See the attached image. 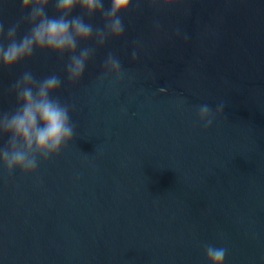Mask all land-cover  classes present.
I'll use <instances>...</instances> for the list:
<instances>
[{
  "label": "water",
  "instance_id": "water-1",
  "mask_svg": "<svg viewBox=\"0 0 264 264\" xmlns=\"http://www.w3.org/2000/svg\"><path fill=\"white\" fill-rule=\"evenodd\" d=\"M20 2L0 0L6 27ZM121 17L124 35L97 47L77 83L55 54L0 72L5 111L24 71L60 76L54 95L76 125L36 173L0 171V264H207L205 244L227 249L224 264H264V0H134ZM109 52L119 83L100 80ZM221 100L205 129L197 106Z\"/></svg>",
  "mask_w": 264,
  "mask_h": 264
},
{
  "label": "clouds",
  "instance_id": "clouds-1",
  "mask_svg": "<svg viewBox=\"0 0 264 264\" xmlns=\"http://www.w3.org/2000/svg\"><path fill=\"white\" fill-rule=\"evenodd\" d=\"M134 0H21L22 15L14 23L5 26L0 19V72L29 61L37 52L55 54L61 59L67 56L66 78L77 83L84 75L88 62L97 47H103L110 39L124 35L121 17ZM137 7L178 6L186 0H135ZM54 5L55 15L47 8ZM79 8L80 15L73 16ZM0 9V16H2ZM99 15L102 27L90 22ZM27 26L23 35L21 27ZM179 35V33H177ZM94 41V47H80L81 42ZM133 60L136 51L132 52ZM126 76L120 59L109 52L103 62L100 77L110 83H119ZM131 78V77H129ZM62 86L60 76L52 74L37 78L33 72L24 71L9 87L15 97V107L0 109V171L12 175L17 170L22 175L36 173L42 162L58 156L76 136L70 106L55 96ZM163 91V89H162ZM226 101H219L213 109L208 104L197 106L199 122L205 129L212 126L218 116L224 115ZM207 264H224L227 249L213 244L204 245Z\"/></svg>",
  "mask_w": 264,
  "mask_h": 264
}]
</instances>
